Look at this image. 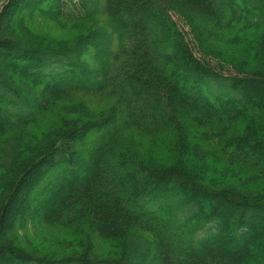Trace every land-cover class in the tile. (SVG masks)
Segmentation results:
<instances>
[{"label": "trees", "instance_id": "obj_1", "mask_svg": "<svg viewBox=\"0 0 264 264\" xmlns=\"http://www.w3.org/2000/svg\"><path fill=\"white\" fill-rule=\"evenodd\" d=\"M0 264H264V0H0Z\"/></svg>", "mask_w": 264, "mask_h": 264}, {"label": "rangeland", "instance_id": "obj_2", "mask_svg": "<svg viewBox=\"0 0 264 264\" xmlns=\"http://www.w3.org/2000/svg\"><path fill=\"white\" fill-rule=\"evenodd\" d=\"M45 23H48V22H45ZM86 27H87V25H86ZM44 30L45 31H48L49 34H52L53 36H56L55 38L61 37L63 35V33H65V36H69L72 33H74L73 30H72V28L70 27L69 23H65L64 26H59L57 24H54V23H51L50 22L49 25H45L44 26ZM43 42H47V41H43ZM96 50H97V52L101 51L100 46H96L95 52L92 49H90V47H87V48L83 49V52L80 55V59L83 60V61H85L87 63L86 65H88L89 68H91L90 71H89L91 77H93L92 75L94 74V72L96 70L94 69L95 66L93 65V62L90 61L89 59L91 58L90 57L91 55H94V53H95L94 58L96 57V53H97ZM72 80L75 81V82H77L78 81V77L75 76V77H73ZM91 81H93V80H91ZM100 105H101V102L99 103V105H97L93 101H92L91 104H89V106L91 108L93 107V108H96V109L102 108V106H100ZM102 132L104 133V131H102ZM102 132H98V133L95 132V133L89 134L86 137V139H85L86 145L89 147L92 144V142L95 140V138L98 135H100V133H102ZM56 239H58L59 241H62L63 242V245L65 247L73 246L75 248V245L72 242V240H73L72 234L66 233L64 235H58ZM102 248H103V246H102ZM107 250H108V248L104 247V251H107Z\"/></svg>", "mask_w": 264, "mask_h": 264}]
</instances>
